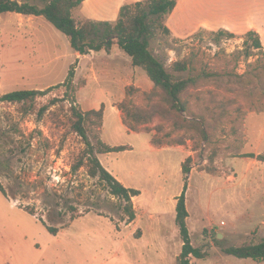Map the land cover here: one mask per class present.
I'll use <instances>...</instances> for the list:
<instances>
[{"label": "rangeland", "instance_id": "1", "mask_svg": "<svg viewBox=\"0 0 264 264\" xmlns=\"http://www.w3.org/2000/svg\"><path fill=\"white\" fill-rule=\"evenodd\" d=\"M227 6V14L205 19L242 31L246 15L230 10L232 2ZM199 14L178 10L167 22L173 34L158 31L151 44L169 70L187 60L190 69L180 74L204 77L183 94L186 111L170 109L146 71L118 45L110 54L81 57L45 17L0 14V96L47 89L75 66L79 106L87 111L104 105L102 121L86 123L92 142L130 146L99 154L101 162L141 192L132 198L136 218L128 223L125 202L104 182L86 166L73 171L86 143L72 127L65 87L39 96L28 114L19 104L0 103V264H180L176 205L186 185L192 244L208 253L191 256L192 264H264L224 251L264 238V162L244 156L264 152V46L247 58L246 32L221 40L218 30L190 33ZM258 25L264 28V18ZM212 72L217 74L206 75ZM130 85L137 88L133 95ZM53 99L59 101L50 105ZM124 100L152 112L150 121L138 124L127 116L137 128L129 129L118 107ZM153 137L162 144H153Z\"/></svg>", "mask_w": 264, "mask_h": 264}, {"label": "trees", "instance_id": "2", "mask_svg": "<svg viewBox=\"0 0 264 264\" xmlns=\"http://www.w3.org/2000/svg\"><path fill=\"white\" fill-rule=\"evenodd\" d=\"M179 0H127L122 5L119 17L116 21L85 19L79 23L74 10L79 8L85 0H0V14L5 12H17L24 15L43 16L51 22L58 30L67 35L72 48L80 54H89L105 50L111 53L114 46L118 45L131 59L133 66L142 67L154 84L155 90H160L165 102L170 109L186 111L188 105L183 98L187 90L196 85L204 78L182 73L190 68L187 60L175 61L172 71L169 70L165 62L156 56L151 50V44L158 31L165 34H173L167 22L175 10ZM227 39L237 37V33L228 29L216 31L217 39L222 36ZM263 49L261 35L256 30H249L245 34L244 55L250 58L255 50ZM75 66L69 70L67 78L47 89H21L7 92L0 96V103L19 104L20 111L28 114L35 112L36 101L39 96L47 94L52 88L65 87V99L70 101L71 123L75 132L82 136L86 143V148L78 163L73 165V171H78L86 166L91 177H97L105 183L109 191L124 201V211L127 214V222L131 223L136 218V211L132 198L140 195V190L125 186L117 179L101 162L99 154L129 149L128 145L111 146L101 138L93 143L90 139L86 123L92 117L102 121L104 116V105L98 110L92 109L84 111L77 102L76 85L74 82ZM181 73V74H180ZM180 74V75H179ZM217 73H206L207 76H215ZM179 75V76H178ZM137 88L134 85L128 87L127 93L133 95ZM59 100L53 99L50 105H55ZM119 109L125 113L123 123L131 130H137L136 126L127 121V116H131L138 124H146L152 118V112L142 111L134 106L130 100H124L118 105ZM49 107H40L38 113L42 115ZM153 144L160 145L162 141L153 137ZM181 143V142H179ZM244 156L255 158L264 162V152H248ZM191 157H188L183 164V172L188 174ZM0 189L4 190L0 184ZM186 189L177 197L176 223L183 240L182 252L180 254V264H192L191 256L203 258L208 255L202 247L192 244L187 219L189 211L186 205ZM228 254L240 258H252L256 261L264 260V238L255 243H247L240 246L224 248Z\"/></svg>", "mask_w": 264, "mask_h": 264}, {"label": "crops", "instance_id": "3", "mask_svg": "<svg viewBox=\"0 0 264 264\" xmlns=\"http://www.w3.org/2000/svg\"><path fill=\"white\" fill-rule=\"evenodd\" d=\"M125 1L127 0H85V2L79 8H76L74 10V16L76 14L77 17L80 19H92L96 21H100V20L116 21L119 17L120 9L122 5L125 3ZM132 1H139V0H132ZM230 2H232L231 8H233L230 10H232L235 14L238 15H240L242 12H243L242 15L243 14L246 15L245 17L241 16L245 22L241 27L243 28L242 31L235 32L229 29L228 27H225V25L222 22H219L217 20L205 19V18H210L213 15L218 16L219 13L227 14L228 13L227 4ZM247 7H249L252 11L251 10L250 12L244 11V9ZM178 10H181V12H183L185 15H188L189 17H190V13L193 14L200 13L199 17L201 19L198 20L197 24L194 26V30L190 31V33L200 28H206L209 30H219L220 26H222V28L220 29H228L237 34H242L249 30H256L262 36L261 39L264 46V36H263L264 28L258 25V18H264V0H231V1L195 0L193 4L190 3L189 0H179L175 10L173 11L170 17H173ZM219 11H223V12H219ZM207 13H209L208 14L209 16L206 15ZM26 16L33 17V15H26ZM21 18L23 17L21 16ZM104 51L105 50H101L99 52H93V54H98ZM76 53L78 56L81 57H86L91 55V53L85 55L80 54L79 52Z\"/></svg>", "mask_w": 264, "mask_h": 264}]
</instances>
